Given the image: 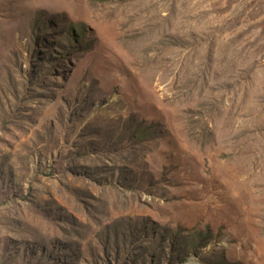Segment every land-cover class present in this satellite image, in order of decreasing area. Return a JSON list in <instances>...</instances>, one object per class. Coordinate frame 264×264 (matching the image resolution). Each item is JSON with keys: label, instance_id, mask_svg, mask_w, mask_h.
Returning <instances> with one entry per match:
<instances>
[{"label": "rangeland", "instance_id": "1", "mask_svg": "<svg viewBox=\"0 0 264 264\" xmlns=\"http://www.w3.org/2000/svg\"><path fill=\"white\" fill-rule=\"evenodd\" d=\"M0 264H264V0H0Z\"/></svg>", "mask_w": 264, "mask_h": 264}]
</instances>
